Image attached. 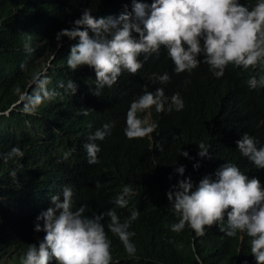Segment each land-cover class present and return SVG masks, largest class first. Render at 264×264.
<instances>
[{"label":"clouds","instance_id":"1","mask_svg":"<svg viewBox=\"0 0 264 264\" xmlns=\"http://www.w3.org/2000/svg\"><path fill=\"white\" fill-rule=\"evenodd\" d=\"M22 1L25 8L19 13V22L25 36L24 53L33 54L28 60L37 71L26 91L16 89L20 94L17 103L0 112V127H6L2 118L10 116L16 106H20L24 114L35 116L26 134L35 141L28 146L29 156L35 159V153L44 151L47 146V152L54 149L55 140L61 136L53 125L57 119L51 118V114L57 112L47 100L61 93L48 87L52 79L49 68L62 48L65 51L70 45L66 64L71 70L83 65L93 69L84 82L94 97L127 81L126 77L139 74L145 66L162 63L168 66L170 76L168 71L154 72L150 75L153 83L158 81L163 85L171 76L193 74V84L206 89L205 80H210L212 91L219 88L227 95L210 107L206 124L216 127L219 130L217 139L229 140L231 149L225 156L226 161L219 159L213 166L208 159L210 145L200 141L196 152L200 158L189 168L188 159L193 157L187 150L168 152L170 159L166 164L170 172L166 176L177 180L170 184L165 195L178 217L170 229L197 238L205 234L206 226L213 224L227 236L246 233L251 238L250 254L255 264H264V184L258 177L247 175V168L264 172V137L258 141V136L264 134V119L257 117L254 95L250 92L240 97L233 95L244 82L250 91L264 88V70L247 78L242 77L243 71L234 70L236 66L246 70L259 65L264 69V0H131L130 6H121L108 15L106 10L91 13L89 8L81 10L78 7L71 14V26L57 32L63 0ZM40 24L46 26V31L55 28L53 39L39 33ZM50 42L56 47L48 53ZM59 87L71 95L77 90L72 79L66 86L60 82ZM238 101L241 102L237 107ZM153 106L156 112L179 111L184 107V100L179 92L166 95L163 87L137 92L123 114L124 139L147 135L152 139L157 123L150 121L149 115L144 119L139 114L150 113ZM89 108L95 110L84 105L81 115L87 116ZM112 126L108 121L88 134L83 148L89 164L98 162L100 145L96 141L110 135ZM14 128L15 124L10 123L8 130ZM232 138L236 154L240 158L244 156L243 167L237 159L235 161ZM73 151L74 148L64 150L62 158H70ZM13 158L28 166L31 162L18 145L0 153V160L4 162ZM37 165L28 172V184L12 199L7 198V226L16 219L15 235L18 237L31 226L35 235L41 236L28 244L20 264H49L53 259L56 264H111V246H123L121 256L142 259V252L137 249L140 244L136 246L131 237L141 234L144 215L135 207L121 216L115 210V207L138 206L137 202L129 203L131 195L137 198L131 185L124 184L111 198L110 202L115 205L110 206L112 208L85 215L84 204L74 206L71 184L45 197L52 182L48 176H43ZM16 173L15 168L9 169L14 181ZM31 176L34 182L30 181ZM95 187H101L99 181L95 182ZM19 193L21 198L17 200ZM44 197L45 201L36 206ZM105 216L109 219L108 230L103 222ZM197 262L201 263L199 259ZM113 263L137 264V261L126 262L114 255ZM241 264H248V261L245 259Z\"/></svg>","mask_w":264,"mask_h":264},{"label":"trees","instance_id":"2","mask_svg":"<svg viewBox=\"0 0 264 264\" xmlns=\"http://www.w3.org/2000/svg\"><path fill=\"white\" fill-rule=\"evenodd\" d=\"M124 5L130 6L131 0H63L62 19L58 21L56 32L71 26L69 22L71 14L78 7H81V10L89 8L91 13L106 10L108 15ZM24 8L25 3L22 0H0V112L17 103L20 94L16 89L26 91L32 84L33 74L37 71L33 63L31 64L28 60L33 54L24 53L25 36L19 22V13ZM54 30L55 28L52 27L46 31V26L42 24L38 28L39 33L47 34L50 39H53ZM70 46L65 51L62 48L49 68L52 79L48 87L59 91L61 95L47 101L52 103L50 107L57 112L56 115L51 114V118L57 119L53 125L61 137L55 140L54 149L46 153L49 165L48 178L51 182L55 181L53 194L61 191L63 185L71 184L74 189V206L84 204L85 215L99 213L112 208L110 206H115L110 200L124 184H129L135 189L137 198L131 195L128 199L129 203L137 202L138 206L115 207V210L121 216L135 207L140 215H144L141 234L131 237V241L136 246L140 244L137 249L142 252L143 257L141 260L126 258L120 254L124 250L123 246H111V264L114 262V255L126 262L137 261V264H241L245 259L248 264H255L250 254L251 238L246 233L238 232L236 236H227L216 224H213L210 227L206 226L205 234L197 238L194 235H182L181 231L173 232L170 229L171 223L178 217L173 213L165 195L170 184L176 183L177 180L166 176L170 172L166 164L170 159L167 156L168 152L171 151L173 154L180 153L181 149L187 150L193 157V159L185 157L189 160V168L200 158L196 156L197 143L204 141L210 145L211 157L208 158L210 163H213L214 156L218 160L225 158L228 150L231 149L230 141L218 140L219 130L206 123L210 115V107L222 101L227 95L226 91L219 88L212 91V85L208 79L205 80L206 89L197 87L193 84L195 81L193 74L171 76L170 80L163 85L158 81L153 83L150 79L152 73L168 71V66L162 63L145 66L139 74L126 77L127 81L121 82L115 88L102 91L99 97H94L90 87L84 82L88 76L87 73L93 69L83 65L76 70H71L66 64ZM55 47L53 42H50L47 48L48 53L53 52ZM21 64L24 65L23 69ZM262 70L264 69L260 65L248 67L243 70L242 77L247 78L250 74ZM168 74L170 76V71ZM69 79L77 85L73 95L66 92L63 87H59L60 82L66 86ZM156 87H163L168 96H171L173 92H179L184 100L183 109L156 112L153 106L150 113L145 111L139 114L144 119H147L149 115L150 121L157 123L152 139L150 140L148 135L124 139L122 135L125 116L123 114L130 100L137 92L145 88L152 91ZM247 92L256 98L257 117L264 119V88L262 92L250 91L244 82L240 90L233 95L240 97ZM84 105L95 109L93 117L81 115L80 110ZM16 107L10 116L2 118L6 127H0V153L7 152L13 145H18L24 151L26 159L33 161L34 158L29 156L31 150L28 146L35 141L26 134L29 131V123L35 116H28L22 112V107ZM92 119L95 120L91 123ZM108 121H111L113 125L111 134L102 141H96L100 145V152L97 154L98 162L89 164L85 161L87 157L83 144L90 132ZM10 123L15 124V128L11 131L8 130ZM84 123L87 125L84 126ZM231 143L234 146L235 161L236 159L240 161V156L236 154L234 138ZM216 144L217 147L213 149ZM69 148H74L75 151L65 160L62 158V153ZM42 152L35 153L36 157ZM17 158L7 162L0 160V197L3 198L0 200V264H20L21 256L35 236L33 227L28 226L17 237L13 231L17 225L15 218L7 226L9 216L7 198L12 199L14 194L22 190L29 182V173L20 174L23 164ZM203 159L207 160V158ZM11 168L17 171L16 177L17 175L18 177L15 184H13V178L9 176ZM247 170H249L247 173L249 177L256 176L264 184V172L250 168ZM96 181L100 182L101 187H95ZM142 207L145 210L140 209ZM108 221V217L105 216L103 221L105 229H107ZM18 251L19 254H17ZM194 251L197 255H192ZM197 259L201 263L197 262ZM55 263L54 259L49 261V264Z\"/></svg>","mask_w":264,"mask_h":264},{"label":"bare ground","instance_id":"3","mask_svg":"<svg viewBox=\"0 0 264 264\" xmlns=\"http://www.w3.org/2000/svg\"><path fill=\"white\" fill-rule=\"evenodd\" d=\"M58 9H59V8H58ZM58 9H57V10H58ZM234 70H237V71H243V70H245V68H242V67L236 66V67H234ZM254 91H256V92H262V88H260V87H256V88L254 89ZM240 102H241V101H238L237 107L239 106ZM251 108H252V104L250 105L249 109H251ZM255 111H256V113H258L257 108H256ZM93 115H94V112L92 111L91 108H89V109L87 110V116H88V117H93ZM94 120H95V119H92V120H91V123L94 122ZM85 125H87V123H84V126H85ZM244 128H245V127H244ZM240 132H241V131H239V132L237 133V135H238ZM263 137H264V134L258 136V141H259L260 139H262ZM101 141H102V140H101ZM48 147H49V146H47V147L44 149V151L41 153L40 156L36 157L33 161H31L30 164H29V166H28L27 164H23V165L21 166L20 174L25 175L26 173L29 172L30 169H32V167H33L34 165L38 164L37 167L39 168V170L41 171V173L43 174V176H45V177L49 176V174H48V171H49L48 166H49V165H48V163H47L48 158H47V156H46V153H47ZM216 147H217V144L214 145L213 149H215ZM84 158H85V156H84ZM224 159H225V158H223V160H224ZM243 159H244V156L241 157V159H240V161H239V163H238V164H240L242 167H243ZM73 161H74V160H73ZM85 161H87V158H86ZM212 161H213V166H215L216 163L218 162L217 157L214 156L213 159H212ZM225 161H226V159H225ZM245 169H246V168H245ZM253 169H255V168H253ZM17 177H18V175H17ZM17 177H16V180L13 181V184L16 183V181H17ZM56 180H57V177H56ZM30 181H31V182H34V178H33L32 176L30 177ZM59 181H60V178H59ZM54 184H55V181L51 183V185H50V187H49V189H48V192H47V194H46V196H45L46 198H49V197L53 194V192H54ZM45 197H44V198L40 201V203L37 204L36 206L41 205V204L45 201ZM20 198H21V193H19V194L17 195V200H20ZM32 207L34 208L35 205H33ZM41 224H42V221H41ZM35 238H40V237L37 236V235H35V236H34V239H35ZM55 264H56V263H55Z\"/></svg>","mask_w":264,"mask_h":264}]
</instances>
